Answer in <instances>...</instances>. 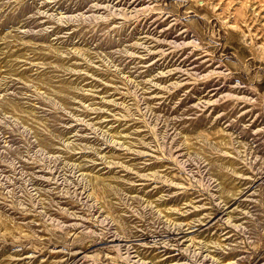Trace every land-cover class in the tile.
Segmentation results:
<instances>
[{
	"label": "rangeland",
	"instance_id": "rangeland-1",
	"mask_svg": "<svg viewBox=\"0 0 264 264\" xmlns=\"http://www.w3.org/2000/svg\"><path fill=\"white\" fill-rule=\"evenodd\" d=\"M0 264H264V0H0Z\"/></svg>",
	"mask_w": 264,
	"mask_h": 264
}]
</instances>
